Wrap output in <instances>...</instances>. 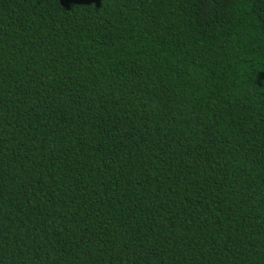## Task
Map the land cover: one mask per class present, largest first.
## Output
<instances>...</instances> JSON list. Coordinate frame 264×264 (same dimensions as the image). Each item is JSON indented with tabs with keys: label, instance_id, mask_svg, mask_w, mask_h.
Instances as JSON below:
<instances>
[{
	"label": "trees",
	"instance_id": "16d2710c",
	"mask_svg": "<svg viewBox=\"0 0 264 264\" xmlns=\"http://www.w3.org/2000/svg\"><path fill=\"white\" fill-rule=\"evenodd\" d=\"M0 264H264V0H0Z\"/></svg>",
	"mask_w": 264,
	"mask_h": 264
}]
</instances>
